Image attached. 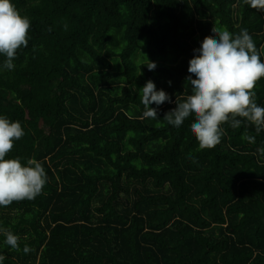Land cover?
<instances>
[{
	"label": "trees",
	"instance_id": "16d2710c",
	"mask_svg": "<svg viewBox=\"0 0 264 264\" xmlns=\"http://www.w3.org/2000/svg\"><path fill=\"white\" fill-rule=\"evenodd\" d=\"M12 3L30 28L0 71V115L25 132L6 158L36 159L47 183L0 207L19 238L12 249L0 234L4 264H264V131L237 117L202 150L192 117L163 118L190 94L188 62L213 28L247 29L264 60V12L244 0ZM148 80L172 101L149 105L155 120L138 93ZM252 91L264 107V77Z\"/></svg>",
	"mask_w": 264,
	"mask_h": 264
},
{
	"label": "clouds",
	"instance_id": "9594fccd",
	"mask_svg": "<svg viewBox=\"0 0 264 264\" xmlns=\"http://www.w3.org/2000/svg\"><path fill=\"white\" fill-rule=\"evenodd\" d=\"M244 3L264 12V0H244ZM29 28V18L19 14L12 0H0V56L4 57L0 71L14 69L17 50L28 46ZM146 65L149 70L156 67L154 62ZM187 72L185 79L190 94L183 101L176 99L175 108L165 113L163 118L167 124L180 127L192 117L194 122L189 130L202 150L220 143L225 123L234 129L240 127L242 120L237 117L253 124L257 133L264 131V107L256 104V93L252 91L256 82L264 77V60L247 29L236 34L213 28L211 35L193 51ZM138 93L145 109L144 118L158 119L157 109L149 105L172 102L151 80L146 81ZM24 135L19 121L0 115V207L35 199L47 183L45 169L36 159L29 158L22 164L18 157L6 158L14 141ZM246 139L254 140V137ZM0 234L5 237V244L19 250L17 235L3 227ZM23 251L28 253L30 248L25 245ZM5 259L0 254V264H4Z\"/></svg>",
	"mask_w": 264,
	"mask_h": 264
}]
</instances>
